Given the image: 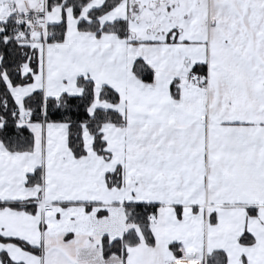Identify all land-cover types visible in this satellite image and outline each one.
Wrapping results in <instances>:
<instances>
[{
    "label": "snow or ice",
    "instance_id": "6c2138e0",
    "mask_svg": "<svg viewBox=\"0 0 264 264\" xmlns=\"http://www.w3.org/2000/svg\"><path fill=\"white\" fill-rule=\"evenodd\" d=\"M0 264H264V0H0Z\"/></svg>",
    "mask_w": 264,
    "mask_h": 264
}]
</instances>
